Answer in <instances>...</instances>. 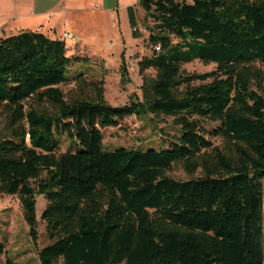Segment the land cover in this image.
<instances>
[{
  "label": "trees",
  "instance_id": "trees-1",
  "mask_svg": "<svg viewBox=\"0 0 264 264\" xmlns=\"http://www.w3.org/2000/svg\"><path fill=\"white\" fill-rule=\"evenodd\" d=\"M141 6L153 55L138 67L155 77L124 108L107 103L103 82L68 76L80 60L64 41L32 31L1 40L0 195L18 198L34 243L46 198L41 264H264V0ZM196 61L216 68L183 71ZM73 80L82 92L68 100ZM151 115L180 128L170 148L105 151L103 130ZM176 166L189 180L168 176Z\"/></svg>",
  "mask_w": 264,
  "mask_h": 264
},
{
  "label": "rangeland",
  "instance_id": "rangeland-1",
  "mask_svg": "<svg viewBox=\"0 0 264 264\" xmlns=\"http://www.w3.org/2000/svg\"><path fill=\"white\" fill-rule=\"evenodd\" d=\"M25 6L18 12L17 0H0V42L3 39L16 36V29L27 20L16 19L19 15H27L30 8L26 6L30 0H22ZM74 2L77 12H64L60 22L65 17L71 26H63L60 36L50 33L49 29L39 30L49 34L52 38L64 41L66 31L74 35L73 41L65 42L68 57L74 62L69 69L68 76L74 78L85 73V80L89 83L103 82L105 100L114 108H124L130 105L135 97H142L144 76L155 77V72L149 71L145 75L139 72V62L143 58L153 55L149 45L147 28L153 23L147 21L141 6V0H70ZM16 8V9H15ZM108 8L115 9L113 12ZM18 9V10H19ZM129 9L135 12L139 29L143 38H134L129 17ZM47 20V19H46ZM38 31V30H34ZM6 32V33H4ZM62 35V36H61ZM126 66L129 75L123 80L122 68ZM216 65H206L196 61L183 66L187 74H206L214 71ZM264 71V67H262ZM67 99L77 98L81 89L73 80L70 85L62 87ZM85 93L92 95L88 88ZM5 126V119L0 117V131ZM212 125H209L211 127ZM105 151L113 152L119 148L129 150H157L170 148L180 136L174 119L145 116H131L119 123L115 128L102 131ZM61 153L71 150V141L61 137ZM169 177L187 181L188 176L180 166L168 174ZM201 176V175H198ZM47 200L43 195L37 197L36 217L38 224V241L34 243L30 236L29 227L23 217V210L17 197L0 195V260H7L15 264H41L38 252L49 245L50 241L45 230V223L41 220L46 209Z\"/></svg>",
  "mask_w": 264,
  "mask_h": 264
},
{
  "label": "crops",
  "instance_id": "crops-1",
  "mask_svg": "<svg viewBox=\"0 0 264 264\" xmlns=\"http://www.w3.org/2000/svg\"><path fill=\"white\" fill-rule=\"evenodd\" d=\"M17 1L18 4L15 7L17 8L18 12H22L20 11L21 9L19 8L25 6V4L22 0H17ZM103 2H106V0H103ZM26 6L31 9L30 12L32 13H29L27 15H19L16 18L21 21L24 20L29 21L27 22L26 25L21 24L19 29H16L17 35L25 31L42 33L39 30H45L46 28H50L49 29L50 33L59 36L58 34H60L62 30V24H64L63 26L65 27L71 26L70 23H68L70 20L67 19L66 17L64 22L62 21L60 22V20L64 18L63 13L77 12L74 2L71 3L70 0H30V2L26 4ZM108 10L113 12L115 9L108 8ZM1 23L2 21H0V24ZM34 30H38V31H34ZM65 33H68V31H66ZM46 35L51 37L49 34Z\"/></svg>",
  "mask_w": 264,
  "mask_h": 264
},
{
  "label": "built area",
  "instance_id": "built-area-1",
  "mask_svg": "<svg viewBox=\"0 0 264 264\" xmlns=\"http://www.w3.org/2000/svg\"><path fill=\"white\" fill-rule=\"evenodd\" d=\"M63 38L65 42L73 41L75 39L74 35L71 33H65ZM157 50L159 51L160 49L158 48Z\"/></svg>",
  "mask_w": 264,
  "mask_h": 264
}]
</instances>
